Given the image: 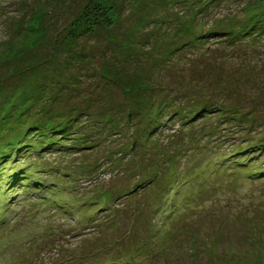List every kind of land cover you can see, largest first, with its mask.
Masks as SVG:
<instances>
[{
    "label": "rangeland",
    "instance_id": "1",
    "mask_svg": "<svg viewBox=\"0 0 264 264\" xmlns=\"http://www.w3.org/2000/svg\"><path fill=\"white\" fill-rule=\"evenodd\" d=\"M163 1L0 0V264H264V0Z\"/></svg>",
    "mask_w": 264,
    "mask_h": 264
},
{
    "label": "trees",
    "instance_id": "2",
    "mask_svg": "<svg viewBox=\"0 0 264 264\" xmlns=\"http://www.w3.org/2000/svg\"><path fill=\"white\" fill-rule=\"evenodd\" d=\"M163 2H165V0L163 1ZM167 2H172V3H177V1H174V0H168ZM171 3V4H172ZM171 4H167V7L168 8H171ZM141 14V13H140ZM140 14H139V16H140ZM83 16H85V18H84V25H86V27L84 28V32H86V33H89V32H92L93 31V29L96 27V26H99V25H101V27H104L105 25H108V23H110V21H111V19H110V17H109V15L108 14H106V12H105V8H103V6H101V5H98V4H92V6H91V8H90V10L89 11H87L85 14H83ZM169 17H172V16H168L166 19H164L163 17H157V15L155 16V18H153L152 19V22H151V24H153V25H155V27H156V29L157 28H159V27H161V28H164L165 26L164 25H161L162 23H165V22H169ZM169 18V19H168ZM164 20V21H163ZM172 20L173 21H175L173 18H172ZM177 20H178V18H177ZM180 21V20H179ZM181 22V21H180ZM159 23V24H158ZM175 23H177V21H175ZM169 24V23H168ZM142 25V23H140V26ZM258 25H260V24H258ZM261 29H260V31H264V24L262 25L261 24V27H260ZM165 29V28H164ZM159 30V29H158ZM183 30V29H182ZM179 31V29L178 30H176V31H174L173 32V34L172 35H170V33L171 32H169V31H165V30H161L160 32H159V38H158V41L159 42H161L159 39L163 36V39L162 40H168L169 42H171V43H173V42H175L176 40L177 41H179V43L180 44H185V43H187L188 41H190L191 39H190V32L187 30V31ZM185 30V29H184ZM79 33V32H78ZM173 36V37H172ZM172 37V38H171ZM138 38H143L144 39V36L143 37H141L140 35H138L137 34V38L136 39H132L131 40V43H133L134 45L135 44H141L142 42H145L146 41V39H144V40H141V39H139L138 40ZM125 39L127 40V37H125ZM112 43H114V44H118L117 46L118 47H121L122 46V43L121 42H117V41H114V42H112ZM131 46V45H130ZM118 47H116V48H118ZM129 46H127L126 47V49L125 48H123L122 47V52L123 53H125V55H126V57H125V55L122 57V56H120L119 55V57H122L121 59H122V61L123 62H119V61H117V59H116V62H115V59L113 60L112 59V62L111 63H107L106 62V66L104 65V68L103 69H114V68H116V67H119V68H122V66L125 64L126 65V63H134L138 68L140 67L139 66V64H140V62H136L137 61V59H136V57H137V55L136 54H134V53H131L128 49ZM124 51H126V52H124ZM115 52H116V50H115ZM59 53H56V52H54V51H52V55H51V57L53 58V57H55L56 55H58ZM142 54V53H141ZM139 55H140V53H139ZM74 56H76V55H74ZM84 57H88V53H82V54H80V55H77V59H82V58H84ZM138 58V57H137ZM134 59L136 60V61H134ZM82 62H83V60H81ZM144 63V62H143ZM85 64H87V63H85ZM151 65L153 64V63H150ZM106 67V68H105ZM78 69H81V67L80 68H78ZM25 70V69H24ZM23 70V71H24ZM82 71L81 72H79L78 71V73H79V76H85V77H87L86 76V73L88 72V71H83V70H85L84 69V67H82V69H81ZM20 74V73H19ZM19 74L17 75V77L19 76ZM69 77V80L71 79V77H70V74H69V72H68V76H66V78H68ZM108 77V76H107ZM99 78V77H98ZM109 78V77H108ZM21 79V78H20ZM112 79V78H111ZM74 80V79H73ZM113 80H115V79H113ZM93 81H94V78H93ZM31 83V82H30ZM31 85V84H30ZM32 85H35V84H32ZM31 85V86H32ZM97 85V83L95 82L94 83V87ZM102 86V85H101ZM102 88H104V86H102ZM40 107H37V109L39 110V113H35L34 112V116H33V123H35V121L36 120H39L40 118L41 119H43V117L42 116H45L46 115V113L44 112V111H41L40 109H39ZM218 108H221L220 106L218 107ZM223 109V108H222ZM233 109L236 111V112H238V106H233ZM221 110V109H220ZM224 110V109H223ZM232 110V109H231ZM228 107H227V111L228 112H230V113H233L232 111H231ZM131 112L132 111H130V114H131ZM232 115H235L234 113L232 114ZM37 117H39V118H37ZM44 130V129H43ZM46 133V132H45ZM49 138H50V136H48ZM42 139V141H41V150H44V149H46V148H48V146H49V141L50 140H52V141H54L53 139H49V138H43V137H41ZM232 158V163H233V165H234V167L236 168V170L237 169H240V168H243V170H241V172H243L244 174H246V175H249V176H251L252 178H258V177H262V176H264V168H261L260 167V164L259 165H254V166H252L251 165V167L250 168H248V169H245L244 167H245V165H247L250 161L249 160H245L244 161V158H242V159H237V158H235L234 159V157H231ZM237 172H238V170H237Z\"/></svg>",
    "mask_w": 264,
    "mask_h": 264
}]
</instances>
